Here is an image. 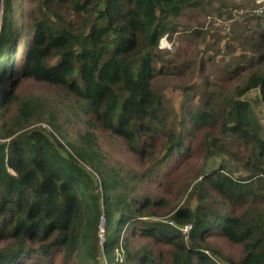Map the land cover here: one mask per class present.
<instances>
[{"label": "trees", "instance_id": "trees-1", "mask_svg": "<svg viewBox=\"0 0 264 264\" xmlns=\"http://www.w3.org/2000/svg\"><path fill=\"white\" fill-rule=\"evenodd\" d=\"M20 3L0 0V264H102V256L105 264H264V130L248 97L257 90L264 120V53L255 67L235 63L238 82L229 90L205 78L203 105L178 114L154 89L160 76L181 71L158 42L193 1ZM261 25L239 37H256V51H264ZM28 81L69 96L83 124L77 136L67 135V118L63 125L45 95H28ZM183 92L184 101L196 94L192 86ZM44 117L49 130L32 126ZM96 127L123 139L143 172L109 166ZM195 155L184 205L138 191L136 182L153 183L170 159L183 167ZM214 155L242 174L222 163L207 170ZM162 213L164 222L145 219ZM133 235L147 241L129 250ZM215 237L239 256L206 255Z\"/></svg>", "mask_w": 264, "mask_h": 264}, {"label": "rangeland", "instance_id": "rangeland-1", "mask_svg": "<svg viewBox=\"0 0 264 264\" xmlns=\"http://www.w3.org/2000/svg\"><path fill=\"white\" fill-rule=\"evenodd\" d=\"M194 5L183 8L176 17L175 31L168 32L160 37L158 48L164 53L165 59L171 60L178 68H180L179 76H160L154 82V89L160 93L165 99L164 103L171 107L179 114L180 107L185 110L196 109L203 105L208 90L201 89L203 80L206 78L212 84V89H220L224 86L229 90L238 82V78H233L231 69L235 68V63L248 67H255L259 54L264 51H256V47L252 45L257 42L256 37L248 33L249 41H242L240 35L242 33L256 31L259 32L263 20L258 19L255 14V3L249 0H190ZM22 5H25V0H21ZM1 16V4H0ZM160 43V45H159ZM203 64L201 69L200 64ZM157 63L156 66H159ZM172 65V63H171ZM190 89L194 87L196 94L190 101H184L183 87ZM22 88L29 92L30 96L45 95L50 101L49 104L62 117L61 122L64 125V118H67V126L65 131L70 138L77 136L80 130L83 129V124L72 108L69 96L59 95L58 90L51 89L43 84H32L24 82ZM211 97H217L213 95ZM258 122L264 130V120L261 118V105L258 101L257 90L248 92ZM66 115V117H64ZM46 117L35 120L32 126H42L49 130ZM45 130V133H47ZM96 141L101 153L105 157V162L109 166L116 167L115 169L135 170L140 173L143 169L138 163L136 156L129 153L123 139L111 134L108 130H103L101 127L94 129ZM48 134V133H47ZM264 134V133H263ZM50 138L52 136L48 134ZM155 155V154H154ZM197 160V156L187 161L183 167L175 160L170 159L169 162L159 171L156 180L153 183L145 180H138L136 187L139 192L147 194L154 199H165L169 204L176 207L184 205L187 192L182 196V184L186 176L189 174L193 164ZM226 164V168L234 172L235 175H241L242 171L236 169L234 163H229L224 155H214L207 161L206 169L218 167L220 164ZM90 170V168H87ZM97 176L95 173H93ZM181 198V199H180ZM179 199V200H178ZM195 202V201H193ZM196 203V202H195ZM194 204V203H193ZM264 210V204H261ZM157 207V206H156ZM161 208V207H158ZM162 209V208H161ZM168 214L150 215L146 220H167ZM100 223V221H99ZM170 223V222H169ZM98 238L102 244L105 239V225L102 236ZM188 239V238H185ZM210 246L202 248L206 255H211L218 259V250L224 254L233 253L239 256L240 250L237 247L231 246L223 242L220 238H208ZM147 241V238L133 235L130 237L127 247L129 250H135L139 245ZM221 248V249H220ZM116 256L121 254L120 249L116 250ZM122 255V254H121ZM120 255V256H121ZM102 264H105V259L102 256Z\"/></svg>", "mask_w": 264, "mask_h": 264}, {"label": "built area", "instance_id": "built-area-1", "mask_svg": "<svg viewBox=\"0 0 264 264\" xmlns=\"http://www.w3.org/2000/svg\"><path fill=\"white\" fill-rule=\"evenodd\" d=\"M253 1H254L255 5H256V7L254 9L256 11L255 14L258 15V16H264V0H253ZM159 45H160V43H159ZM104 225H105V219L102 216L100 218V223L98 225V229H99V232H100L99 236L103 235ZM189 228H190L189 225H185V226L181 227L180 229H181L182 233L187 234Z\"/></svg>", "mask_w": 264, "mask_h": 264}]
</instances>
